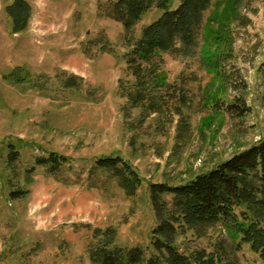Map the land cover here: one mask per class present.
Masks as SVG:
<instances>
[{
    "label": "rangeland",
    "instance_id": "374dc122",
    "mask_svg": "<svg viewBox=\"0 0 264 264\" xmlns=\"http://www.w3.org/2000/svg\"><path fill=\"white\" fill-rule=\"evenodd\" d=\"M14 1L0 0V264H93L96 228L114 229L116 245L147 249L151 183H186L264 136V0H211L192 51L161 54L159 111L146 103L130 117L119 90L134 80L124 55L163 11L151 8L127 32L106 14L109 0H25L31 16L16 33L6 10ZM229 102L244 115L227 112ZM51 153L67 161L37 164ZM110 156L142 178L135 195L97 167ZM201 233L187 229L177 245L212 252L241 237L219 223ZM227 263L263 264L248 243Z\"/></svg>",
    "mask_w": 264,
    "mask_h": 264
},
{
    "label": "trees",
    "instance_id": "16d2710c",
    "mask_svg": "<svg viewBox=\"0 0 264 264\" xmlns=\"http://www.w3.org/2000/svg\"><path fill=\"white\" fill-rule=\"evenodd\" d=\"M210 2L181 0L178 7L170 9L169 0H109L106 14L122 22L127 32L151 8L163 11L131 41V49L124 55L127 73L134 79L119 82V90L126 99V117L146 103L147 109L159 111L162 104L158 100L163 98L161 92L166 86L161 54L192 51ZM6 10L16 33L27 29L31 8L25 0H15ZM66 82L67 87L74 88L77 77ZM246 110L236 102L226 104L227 112L244 115ZM65 161L66 157L51 153L38 159L37 164L59 168ZM97 167L116 171L129 196L135 195L143 182L120 156L100 158ZM149 190L156 226L148 248L116 245L114 229L96 228L95 243L89 248L93 264H219V261L230 264L227 263L229 251L239 250L240 243L250 244L264 264V136L186 183H151ZM18 194L19 191L13 192L15 198ZM168 196L171 200L166 199ZM218 223L239 234L240 240L232 247H227L224 240L219 241L212 252L205 248L186 251L177 245L178 236L185 230L192 229L202 235L205 227Z\"/></svg>",
    "mask_w": 264,
    "mask_h": 264
}]
</instances>
